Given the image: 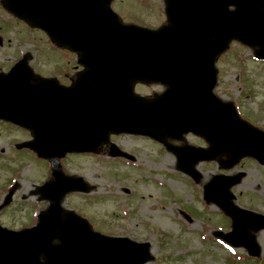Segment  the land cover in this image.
Masks as SVG:
<instances>
[{
  "label": "water",
  "instance_id": "1",
  "mask_svg": "<svg viewBox=\"0 0 264 264\" xmlns=\"http://www.w3.org/2000/svg\"><path fill=\"white\" fill-rule=\"evenodd\" d=\"M31 1L29 9L21 10L22 17L49 30L60 45L82 52L88 70L72 88L50 80L32 82L25 60L3 78L0 117L32 129L35 136L20 147L34 148L53 160L68 151L97 150L110 132L164 140L193 131L205 136L210 148L174 151L196 179L200 174L194 164L220 154H229L221 161L225 168L246 155L264 163V131L242 120L232 102L213 92L215 59L230 40L259 46L256 55L264 58V0H167L170 24L159 30L121 24L110 7L112 0H65L53 6L57 0ZM135 80L161 81L169 88L148 100L134 95ZM54 175V181L41 187L51 205L35 227L15 231L0 225V264H133L151 258L148 243L105 237L72 211L62 218V197L89 187L80 177L58 170ZM239 180L216 175L205 186V196L233 218V230L218 235L258 255L246 231L264 228V216L231 202L229 188ZM56 238L60 244L53 243Z\"/></svg>",
  "mask_w": 264,
  "mask_h": 264
},
{
  "label": "rangeland",
  "instance_id": "2",
  "mask_svg": "<svg viewBox=\"0 0 264 264\" xmlns=\"http://www.w3.org/2000/svg\"><path fill=\"white\" fill-rule=\"evenodd\" d=\"M113 4L128 22L133 20L152 28L166 23L165 0H116ZM7 36L11 38V43L6 44L7 55L14 57L17 51L28 50V62L38 74L66 83L81 69H74L73 53L65 50V58L62 57L59 50L50 49L51 44L42 33L28 34L24 24L17 36L9 32ZM254 52L255 47L232 41L216 59L215 91L223 100L233 101L243 118L264 129V60L257 59ZM61 71H68L69 75ZM163 89L160 84L136 86V91L147 96ZM30 139V130L0 120V203L7 196L10 180L16 178L17 184L11 203L0 210V222L12 229L31 226L37 221L32 212L35 217L36 211L49 206L48 200H41L43 194L38 186L49 177L54 179L50 164L33 152L16 147ZM187 139L199 142L195 137ZM112 141L131 152L143 167L137 169L125 161L113 160L107 152L108 143L97 156L69 154L61 162L67 174L82 176L93 190L87 194L67 193L62 200L64 208L88 218L102 233L150 241L155 259L146 264H264V229L247 231V236L258 245V257L249 256L244 247L234 248L215 236L219 228L229 230L230 218L217 205H210V211H206L202 185L179 172L175 156L162 145L132 135L115 136ZM197 168L202 173V184L216 173L246 171L241 182L231 188L235 202L264 214V166L245 158L226 171L217 161L200 162ZM125 189L131 191L130 195ZM177 203L196 212L193 222L179 215ZM234 253L242 257L241 261L235 259Z\"/></svg>",
  "mask_w": 264,
  "mask_h": 264
},
{
  "label": "flooded vegetation",
  "instance_id": "3",
  "mask_svg": "<svg viewBox=\"0 0 264 264\" xmlns=\"http://www.w3.org/2000/svg\"><path fill=\"white\" fill-rule=\"evenodd\" d=\"M11 1L13 0H0V74L6 73V71L13 65L14 61L19 57V51H17V54L14 55V57L7 55L6 44L7 42L11 43V38H8L7 33L9 32L17 36L18 30L22 31V26L24 24L22 19L9 10L8 4ZM10 62L12 64L8 65ZM77 68L81 67L75 65V69ZM66 75H68V73H66Z\"/></svg>",
  "mask_w": 264,
  "mask_h": 264
}]
</instances>
